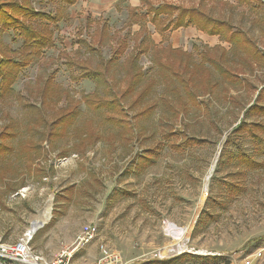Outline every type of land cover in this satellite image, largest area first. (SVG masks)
<instances>
[{"label":"rangeland","instance_id":"1","mask_svg":"<svg viewBox=\"0 0 264 264\" xmlns=\"http://www.w3.org/2000/svg\"><path fill=\"white\" fill-rule=\"evenodd\" d=\"M169 1L184 6L200 4L199 0ZM223 1L229 5L214 4L208 11L215 7L214 15L224 13L221 15L231 26L246 34L264 53V7L251 11L237 6L235 0ZM31 3L51 16L62 9L59 0ZM129 6L127 0H78L60 10L61 18L49 23L52 45L41 55H33L30 64L18 71L12 92L0 97V131L5 125L15 130L14 137L10 134L5 143L17 153L4 161L10 169L6 174L13 175L9 179L12 182L19 176L26 178V186L8 197L0 183V201L9 208L0 213V241L14 243L40 217L49 220V229L57 226L58 239L72 244L83 226L98 227L95 240L74 252L70 264H89L98 258L99 243L120 253L126 264H233L229 257L232 252L264 246V132L254 127L253 137L250 132L233 136L231 132L240 121L264 126V115L244 117L238 110H229L223 96L226 92L238 95L250 106L256 96L254 89L264 87V68L249 77L250 89L221 84L212 96L198 97L199 101H210V113L202 115L189 103V115L174 119L159 103L144 118L137 112L145 105L132 109L131 101L122 100L128 125L109 122L105 116H115L116 111L94 109L83 100L118 97L128 81L124 69L119 66L111 70L107 82H102L104 78H86L85 74L102 73L115 46L108 41L96 43L94 33L103 23L111 36L120 33L125 37L139 31L137 25H125ZM47 23L43 18L34 21L37 28ZM147 29L154 48L181 49L192 53L196 62L205 45L230 50V45L218 37L203 39L188 28L175 30L166 39L152 26L147 25ZM125 38L129 47L120 63L134 46L133 40ZM3 42L11 51L22 45L12 31L4 34ZM138 62L143 73L154 78L151 53L139 57ZM49 77L69 98L62 96L58 103L45 107L39 96L40 86ZM154 79L159 80L158 76ZM162 93L163 88L158 87L153 99ZM61 113L73 114L71 124L50 142L46 136L50 126L43 121L53 122ZM89 134L92 137L86 138ZM230 136L231 141L225 143ZM184 137L203 143L183 147ZM29 139L40 140L37 153H30L38 164L53 166L52 175L32 179L23 174L31 154L20 146ZM239 153L260 167L242 166L235 158ZM228 182L243 190L233 192ZM70 187L72 193L67 191ZM46 229L41 231L46 234ZM35 235L31 248L37 252L44 236Z\"/></svg>","mask_w":264,"mask_h":264},{"label":"trees","instance_id":"2","mask_svg":"<svg viewBox=\"0 0 264 264\" xmlns=\"http://www.w3.org/2000/svg\"><path fill=\"white\" fill-rule=\"evenodd\" d=\"M59 1L62 5L61 8L65 9L67 6L76 4L78 0ZM235 1L237 6H245L251 11L263 9L262 7H264L262 0ZM199 2L200 4L197 5L188 4L184 6L183 4L172 3L169 0H141L139 7L127 9L126 27L130 28L132 25H137L139 31L125 36L128 40H133L134 46L122 63H120V58L128 50V41L120 33H114L111 36L110 30L103 23L100 29H97L94 33L96 43L101 44L108 41V43L114 42L115 46L112 49L110 58L103 66L102 73H90L87 71L85 77L95 81L104 78L102 82H107L105 79L108 77L109 72L122 66L128 81L118 97H111L108 100L103 98L99 101H93L91 97H88L84 98V104L94 105V109H103V107L105 110L113 109V111L117 112L116 115L109 116L107 114L105 120L115 124L128 125L126 121L127 115L121 104L122 100L131 101L132 109L145 105V109L137 112V115L144 118L148 117L152 111H155L160 103L164 105L170 116L178 119L180 115H189V103L197 108L202 115L210 113V101H199L198 97L212 96L221 84L235 89L236 87L250 89L252 85H250L249 77L253 75L255 70H259L260 67L264 68V53L257 48L253 40L249 39L246 34L231 26L228 20L224 18V15H221L224 13L219 14V16L214 15L215 7H212V12L208 11L209 6L220 4L222 7H226L229 5L228 2L223 0H199ZM62 9L57 10L55 16H51L33 7L31 0H0V97L3 94L12 92L11 88L17 80L18 71L30 64L33 55H41L43 49L52 45V32L49 30V23L57 22L61 18ZM41 18L46 19L48 23L42 25L41 28L35 27L34 21ZM88 21L92 20L89 18ZM147 25L152 26L162 39H166L175 30L186 29L191 26L203 34L218 37L219 41L230 45V50L225 51L221 46L211 48L205 45L199 52L198 48L193 45V50L199 52L198 55L200 57V61L196 62L192 53H186L181 49L154 48ZM9 31L15 33L22 40V45L17 51H11L3 42L4 34ZM148 53H151V59L156 69L154 78L158 76L159 80L148 78V74H144L139 65V57ZM171 54L175 57L171 58ZM146 79H148L147 82H145ZM52 81V77H49L40 86L41 93L39 96L42 98V103L45 107L58 103L62 96L69 98L67 92L62 91L60 86L53 85ZM158 87L163 88V93L162 96L159 95L155 100L152 94L156 93ZM254 90H256V96L250 106H248L249 103H242L238 95L232 96L226 92L223 98L229 110H238L244 117L252 114L264 115V87ZM183 95L185 97H182ZM70 103L72 104V102ZM60 111L73 112L72 110L65 111L62 109ZM72 115H63L61 113L59 117L50 123L44 119V124L47 123L50 126L46 135L50 142L52 136H58L59 130H66L71 124ZM253 127L264 132L262 124L254 123L250 125L240 121L232 129L231 134L233 136L238 133L250 132V136L253 137L256 136L252 130ZM14 131L10 125H5L3 131H0V183L3 184L2 191L5 197L17 193L19 189L26 186L25 176L23 178L19 176L16 182H12L9 179H12L13 175L11 174V178L6 174L10 169L5 166L4 161L14 154L16 148L14 150L12 146L5 142L9 140L8 136L10 134L14 137ZM171 133L175 135V133ZM232 136L225 143H229ZM89 137H92V135L86 136V138ZM80 139L82 138L80 137ZM38 140H27V144L20 146V150L28 153H37ZM202 143L200 140L184 137L182 146L194 147V145ZM33 153L29 154L30 157L25 163L26 169H24L23 174L32 179H41L48 174L52 175L54 173L53 166L45 167L41 163L38 164ZM16 154L15 152V156ZM62 155L65 156L64 153ZM235 158L244 167L252 169L260 167V164L255 162V160L253 161L242 153L236 155ZM226 185L233 192H235V189L243 190L241 189L243 188L242 186L239 187L231 182L226 183ZM71 190V187L67 189L68 192H71ZM8 210L9 208L6 204L0 201V213ZM214 259L216 260V257Z\"/></svg>","mask_w":264,"mask_h":264},{"label":"built area","instance_id":"3","mask_svg":"<svg viewBox=\"0 0 264 264\" xmlns=\"http://www.w3.org/2000/svg\"><path fill=\"white\" fill-rule=\"evenodd\" d=\"M39 227H42V223L37 224L33 230L23 232L14 243L0 241V264H70L74 252L92 243L98 234L96 225H85L78 232L71 248L63 249L55 257L48 259L31 248L33 235ZM97 249L99 257L91 264H126L120 253L107 248L103 243H99ZM229 257L233 264H264V246L235 251Z\"/></svg>","mask_w":264,"mask_h":264},{"label":"crops","instance_id":"4","mask_svg":"<svg viewBox=\"0 0 264 264\" xmlns=\"http://www.w3.org/2000/svg\"><path fill=\"white\" fill-rule=\"evenodd\" d=\"M127 1L129 2V5H130L129 8L130 7H139L141 4L140 0H127ZM190 27L188 29H191L192 32H195V33L201 35L203 37V39L212 38V40H214V38H215V37H209L207 35H203L201 32L197 31L194 27L193 28H190ZM212 40L210 42H213ZM213 45H215L214 42H213ZM211 48H213V47H211ZM41 223H42V227H39L36 230L35 234L37 235L40 233L39 236H42V237L44 236V242L39 244L40 248L36 249L37 252L41 253L42 255L44 254L49 258H53L56 256V254L63 251V249L70 248L72 242L70 243L69 240H66V238H65L66 241H64L63 238H60V239L57 238L58 237L57 236L58 234L56 233L57 232V226H55V228L54 227L50 228L51 230L48 227H46L49 224V220L43 221L42 218L39 217V218H37L36 221L32 222L31 228H33L32 227L33 224H39L40 225ZM45 228H47L46 231L49 230L46 234H45V232L43 233V231H41ZM93 254H94V258H95L96 254L95 253H93ZM87 256H88V254H87ZM94 260L95 259H93V261ZM93 261H91L89 264H91Z\"/></svg>","mask_w":264,"mask_h":264},{"label":"bare ground","instance_id":"5","mask_svg":"<svg viewBox=\"0 0 264 264\" xmlns=\"http://www.w3.org/2000/svg\"><path fill=\"white\" fill-rule=\"evenodd\" d=\"M36 225H37V224H33V226H32L33 228H31L30 230H33V229L36 227Z\"/></svg>","mask_w":264,"mask_h":264}]
</instances>
